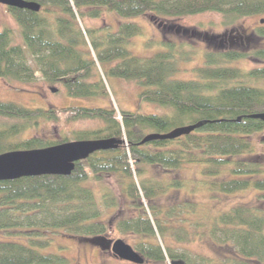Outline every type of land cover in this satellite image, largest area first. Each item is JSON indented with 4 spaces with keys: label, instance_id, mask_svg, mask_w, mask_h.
I'll return each mask as SVG.
<instances>
[{
    "label": "trees",
    "instance_id": "16d2710c",
    "mask_svg": "<svg viewBox=\"0 0 264 264\" xmlns=\"http://www.w3.org/2000/svg\"><path fill=\"white\" fill-rule=\"evenodd\" d=\"M26 1L38 3L41 10L8 8L22 43L13 42L10 28L0 31V79L30 83L39 74L48 84H60L67 97L107 98L104 80L95 72L97 64L105 65L108 75L139 84L140 101L164 108V113L121 111L118 121L110 107L44 110L0 102V117L18 121L0 127V153L75 140L122 141L116 149L98 151L77 162L69 176L42 175L0 182V233L12 237L17 232V239L0 240V264H75L60 255L38 251L50 245L44 232L63 231L81 240L106 243L109 229L101 217L116 203L109 192L100 191L98 195L87 184L110 175L119 179L120 194L136 211L131 218L117 221L115 229L145 238L134 248L144 259L143 264H264V215L253 207L236 206L209 222L202 217L191 224L201 229V234L207 230L216 246L232 249L231 256L223 261L169 246L162 237L176 242L189 240L186 221L200 209L190 202L153 205L167 190L185 184L176 180L163 184L146 175L148 168L175 171L199 166L203 178L199 182L208 191L229 194L248 187L264 190V179L252 180L263 173V167L244 160L255 153L251 138L264 133V118L252 117L264 115V86H259L264 82V29L238 37L236 48L221 44L219 47L224 46L219 51L204 52L203 65L191 70L194 78L180 80L174 76L181 69V61L192 58L186 53V45L162 39V51L136 57L127 45L131 38L141 35L138 24L122 23L115 33L101 36L95 35V29H87L85 35L77 25V14L95 18L103 8L120 18L147 15L157 29L167 30L173 26L161 27L169 19L205 12L230 19L264 14V0ZM240 60L254 62L255 67L244 70L232 65ZM80 119L98 120L102 126L72 131L55 140L22 138L42 122ZM195 124L199 126L193 131L172 140L141 143L149 134H168ZM261 139L264 145V136ZM222 175L228 177L218 181ZM172 217L176 220L173 226L164 223ZM157 234L160 241L155 240Z\"/></svg>",
    "mask_w": 264,
    "mask_h": 264
},
{
    "label": "rangeland",
    "instance_id": "374dc122",
    "mask_svg": "<svg viewBox=\"0 0 264 264\" xmlns=\"http://www.w3.org/2000/svg\"><path fill=\"white\" fill-rule=\"evenodd\" d=\"M82 11L85 12L87 10L82 9ZM99 12V16L95 18L80 17L77 14V25L84 34L87 35V29H95L98 31L95 35L101 36L104 33H115L122 23H136L142 28V33L131 38L127 45V49L136 57H149L156 52L162 51L164 49L160 44L162 39L186 45V53H190L192 58L188 61H181V69L174 76L180 80L194 78L191 70L203 65L204 52L219 51L224 45L225 47L236 48L234 46L238 41V37L253 35L258 30L264 29V14L230 19V17H225L220 13L205 12L169 19L161 28H167V24H171L173 27L167 30H159L152 24L151 19L147 15L135 18H120L103 8L99 9ZM43 14L45 13L43 12ZM4 28L13 30V42L15 44L22 43L19 37L18 25L8 11V7L0 4V31ZM191 30L195 33H190L189 31ZM221 44L224 45L219 47ZM232 65L244 70L255 67L254 62L249 60H240ZM106 71L107 66L105 65L101 67L97 64L95 67V72L100 75L106 85L109 94L107 98L81 99L67 97L65 90L60 84H48L39 74H36L35 79L30 83L7 82L0 79V102H13L28 109L41 108L44 110H56L63 107H110L115 110V117L118 121L121 111L143 114L164 113V108L140 101L138 94L142 91V87L135 81H126L110 76ZM260 85L264 86V82ZM51 90H54V92ZM15 122L18 123V121L13 119L0 117V127L11 125ZM100 126H102L101 122L92 119H80L70 123L42 122L37 128L29 129L22 138L40 136L47 140H55L59 139L61 135L72 131L94 130ZM262 136H264V133L251 138L255 143V153L245 157L244 160L258 162L264 169V145L260 143ZM146 175L150 176L153 181L163 184L171 180L181 181L185 184L183 188L167 190L152 202L153 205L158 204L168 207L190 202L195 203L200 209L197 215H190L186 221V227L189 231V237L187 238L189 240L176 242L172 240L174 238L162 237L169 246L174 247L178 251L186 250L193 255L203 256L214 261H223L222 259L225 257L231 256L232 249L226 245L216 246L208 236L207 230L201 234V229H195L191 224L196 220L202 219V217H205L206 222H209L212 217L236 206L253 207L264 215V190L248 187L246 190L229 194L208 191L206 186L201 185L199 182L203 180L200 176L199 166H188L175 171L148 168ZM227 177V175H222L217 180H223ZM256 179H264V171L262 174L252 178V180ZM87 185L92 187L98 195L100 191H106L114 197L116 206L107 208L101 217L108 224V241L105 244H97L88 240H81L63 231L44 232L43 234L50 238V245L48 248L38 251L60 255L75 264H122L125 261L118 259L111 253L110 244L117 239H122L134 249L140 240H145V238L131 233L121 234L115 229V225L119 220L131 218L136 214V211L132 208V204L120 194L121 184L116 176H106L100 182H88ZM143 203L144 205L147 204L145 201ZM175 221V218L172 217L170 221L165 220L164 223L173 226ZM12 234V237H6L5 233H0V240L17 239L14 237L17 232ZM155 240H161L158 234L155 236Z\"/></svg>",
    "mask_w": 264,
    "mask_h": 264
},
{
    "label": "water",
    "instance_id": "95a60500",
    "mask_svg": "<svg viewBox=\"0 0 264 264\" xmlns=\"http://www.w3.org/2000/svg\"><path fill=\"white\" fill-rule=\"evenodd\" d=\"M0 4L8 8L25 9L31 12L40 10V5L33 1L0 0ZM252 117L264 118V115ZM198 126L199 124H195L177 128L163 135L149 134L143 138L141 143H147L155 139L172 140L190 133ZM121 142V140L115 138L75 140L42 148L3 152L0 153V182L42 175L66 177L72 173L77 162L86 160L95 152L116 149ZM102 244L105 243L102 242ZM110 250L115 257L127 263L143 264L144 262L142 256L122 239L113 241L110 244Z\"/></svg>",
    "mask_w": 264,
    "mask_h": 264
},
{
    "label": "flooded vegetation",
    "instance_id": "af4514ba",
    "mask_svg": "<svg viewBox=\"0 0 264 264\" xmlns=\"http://www.w3.org/2000/svg\"><path fill=\"white\" fill-rule=\"evenodd\" d=\"M40 8H41V6H40ZM41 10V9H40Z\"/></svg>",
    "mask_w": 264,
    "mask_h": 264
}]
</instances>
